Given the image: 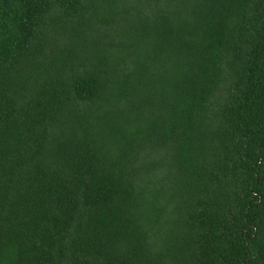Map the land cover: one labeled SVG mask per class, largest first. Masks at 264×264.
I'll list each match as a JSON object with an SVG mask.
<instances>
[{
	"label": "trees",
	"instance_id": "obj_1",
	"mask_svg": "<svg viewBox=\"0 0 264 264\" xmlns=\"http://www.w3.org/2000/svg\"><path fill=\"white\" fill-rule=\"evenodd\" d=\"M0 264H264V0H0Z\"/></svg>",
	"mask_w": 264,
	"mask_h": 264
}]
</instances>
